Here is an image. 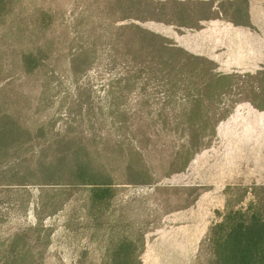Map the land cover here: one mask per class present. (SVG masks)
Here are the masks:
<instances>
[{"label":"rangeland","instance_id":"1","mask_svg":"<svg viewBox=\"0 0 264 264\" xmlns=\"http://www.w3.org/2000/svg\"><path fill=\"white\" fill-rule=\"evenodd\" d=\"M10 1L0 254L22 234L33 264H110L126 237L136 264H217L221 224L264 208V0ZM76 161L111 175L96 233L89 186L12 177Z\"/></svg>","mask_w":264,"mask_h":264},{"label":"trees","instance_id":"2","mask_svg":"<svg viewBox=\"0 0 264 264\" xmlns=\"http://www.w3.org/2000/svg\"><path fill=\"white\" fill-rule=\"evenodd\" d=\"M10 3V0H0V16L7 11ZM41 64L40 55L37 53L25 52L21 55V70L26 73L40 68ZM24 134L25 132L13 116L0 111V160L9 149L19 145ZM38 172L21 175L14 173L12 177L21 180L37 178L46 183L57 178H67L71 182L69 183L70 187L89 186L86 189L82 211L88 216L93 232H99L101 229L100 218L109 205L113 193L111 175L92 171L82 161H76L69 165L68 169L64 167L59 170V168L51 167ZM0 178L6 177L0 174ZM56 210L59 209L56 207L54 211ZM221 228L227 230H222L219 234L215 233L214 254L217 264H264V208L261 214L253 213L250 216L239 214L231 221L227 219L221 224ZM23 240L22 234L15 235L7 249L0 254V264L34 263L32 248ZM135 246L133 241L126 237L118 239L110 251V264H127L130 261L136 264L138 256L134 254Z\"/></svg>","mask_w":264,"mask_h":264}]
</instances>
